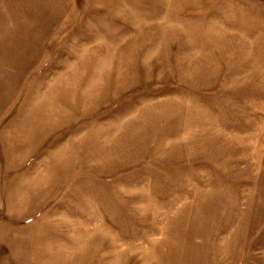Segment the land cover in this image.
<instances>
[{
    "label": "rangeland",
    "instance_id": "obj_1",
    "mask_svg": "<svg viewBox=\"0 0 264 264\" xmlns=\"http://www.w3.org/2000/svg\"><path fill=\"white\" fill-rule=\"evenodd\" d=\"M0 264H264V0H0Z\"/></svg>",
    "mask_w": 264,
    "mask_h": 264
}]
</instances>
